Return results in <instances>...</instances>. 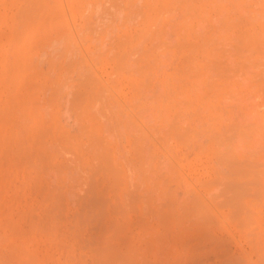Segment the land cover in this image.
<instances>
[{"label": "rangeland", "instance_id": "1", "mask_svg": "<svg viewBox=\"0 0 264 264\" xmlns=\"http://www.w3.org/2000/svg\"><path fill=\"white\" fill-rule=\"evenodd\" d=\"M181 1L182 3H179ZM209 1L0 0V264H107L106 256L110 255L108 253H111V257L118 259L117 262L120 260L124 264H264V188L261 189L258 186L260 190L256 189L257 192H253L259 184L264 187V168L260 167L263 175L261 171L258 172V175L261 174V176L256 175L260 182H257L256 177L251 178L257 182V185L253 180L252 184L249 182L251 180L248 182L243 180V185L249 188L247 192L251 190V193H245L249 195V197L245 196L246 199L250 198L249 202L244 199L247 202L246 205V202H243L245 212L244 209H241L243 206L236 208L238 205L237 201L235 205L234 200L237 199L229 185L231 182L226 185L227 181L233 177L231 175H234V166H227L231 162L229 160V163L226 164L227 160H223L222 155H218L221 157L219 159L220 157L212 154L217 151H211L213 146L210 149L207 147L211 140L214 143L213 136L223 134L219 132L225 131L224 135H226L232 129L233 134V130L237 127L235 122L242 124L243 121L242 127L244 124H248L245 123V119H249L251 112L247 118V112L244 111L246 108L242 109L241 106L243 100L245 102L249 100L245 107L250 105L254 110L258 104L256 110H264V46L262 45L264 38L258 37V35L262 37L258 31L264 30V10H261L264 7V0L263 2L261 0V5L256 4L254 0H242L241 2L240 0H238L239 2H236L237 0H227L229 2L222 0L225 5L220 2L221 0H215L216 3L214 0ZM211 2L215 4L211 5ZM217 2L222 3L225 7L218 6ZM235 2L237 4L245 3L243 4L244 9L242 10L240 5L239 9ZM184 3L186 6L183 5ZM190 5L194 6L197 11ZM252 5L255 9L261 8L259 10L262 11L263 16L260 15L262 21L257 16L260 11L256 13L254 9L256 16L253 14V10L250 11L252 13L247 11L252 8ZM262 5L263 7H261ZM217 6L221 7L220 12H225L226 18L229 20L222 18L225 16L224 13V16H219L216 19L219 14ZM198 8L201 9L198 10ZM204 8L206 9L204 14L207 11L209 15L206 19L201 16V19L200 15H203ZM222 8H226L224 9L226 11ZM228 8L236 13L231 14L232 11ZM194 12H200L199 17ZM249 13L252 15L247 19ZM189 15L191 17H188ZM147 16L150 18L147 19ZM209 16L210 18L213 16V19H209ZM243 16L245 17L243 18ZM233 17L238 21H234ZM253 17L256 19L253 20ZM257 17H259V21ZM231 19L232 22H230ZM204 20L205 22H203ZM148 21L151 23L150 27L147 24ZM253 21L256 27L253 24L252 28ZM192 22L194 23L192 24ZM259 22L262 23L259 24ZM227 24H230L231 28ZM196 30L198 31L196 32ZM206 30L208 33L203 36L205 38V35L207 37L209 35L211 38L213 35L211 38L213 41L210 39L211 43L206 40L207 38L204 41V38L201 37ZM243 31L244 35L241 34ZM221 32L222 34L219 35ZM262 33L264 36V31ZM245 35L248 36L247 39ZM235 37H238L237 41H235ZM240 37L242 41H239ZM229 38L234 40L233 43L228 41ZM214 39L218 43L221 42L219 48L217 47L218 43L214 47ZM223 40L226 42L224 43ZM169 42L173 45L174 50L171 48L172 51L170 48L167 51L165 47L164 43L168 45ZM212 43L213 46H211ZM250 43L252 44L251 48L249 47ZM253 44L254 48H252ZM231 45L233 47L243 46V48L238 49L237 47V55L234 56L236 48ZM255 45L256 47L262 46L263 50L259 51L260 47L255 48ZM248 47L250 51L242 52L238 58V52L241 53L243 49L248 50ZM181 48L184 49L181 50ZM207 48L209 50L213 48V50L208 53ZM252 49H258L259 57L254 54L255 50ZM151 51L156 55L150 54ZM246 53H250L251 57L256 55L255 57L259 60L251 58L250 55H248L250 59L247 58ZM206 60L208 62H204ZM195 61L202 63L199 64ZM142 62L144 65L147 63L149 65L144 66ZM150 63L154 65L151 66ZM220 67L225 69L220 70L222 69ZM202 68L209 74V78L206 73H203L204 70L201 71ZM191 70L192 72H190ZM195 73L198 75L196 76ZM218 79L219 81H217ZM239 79L242 82L240 84H238ZM190 82L194 84L189 87L187 85H190ZM196 82L199 83L200 90L196 86ZM257 84L258 86H256ZM260 84L261 87H259ZM184 85L187 87L184 88ZM192 86L196 90H194L195 88L191 89ZM95 87L97 89L94 91ZM227 88H230V91ZM232 89L234 92L231 91ZM90 90L91 92H89ZM177 92L184 94L181 96L184 100L179 97L181 103L177 99L180 107L177 106V101L175 104L176 109L180 108L182 109L180 113H184L183 120L180 114L182 122L178 119L179 110H176L177 118L174 116L176 112L170 110L171 105L173 110L175 102L173 100V103H170V96H176ZM241 93L243 97L240 96ZM159 95L164 100L162 103L168 102L165 104L170 105L168 110L175 112L173 115L175 119H172L174 118L173 113L166 111L167 109L165 110L164 107H162L164 111L161 110L160 106L164 103L158 104L160 103V101L157 102L160 100ZM190 97L193 101H190ZM174 99L176 100V98ZM183 101L184 107L182 106ZM186 101L187 103H185ZM249 102H253L254 105ZM157 104L158 108L154 109V105ZM251 108L249 111H252ZM158 109L164 114L167 113V118H170L167 119L165 114L163 121L162 113H158L159 111L153 113ZM256 110L252 112L255 117L257 116ZM261 111L255 122H258V119L264 120V111ZM254 112L256 114H253ZM155 113H158L157 116ZM208 116L211 120L213 119V122ZM220 118H224L223 121L221 120L222 123L218 120ZM172 120L175 121L177 127L181 125L184 128L178 127L177 133L174 129L176 126L173 127L175 123H171L174 122ZM184 120L187 123H184ZM250 120H254V118L250 116ZM225 121L234 123L233 127L229 128L232 123L230 125ZM255 122L249 121L250 127ZM213 124L216 128H212ZM240 124H237L238 129ZM189 125H191L190 130ZM218 127L220 130H217ZM252 128L254 129V127ZM174 131L177 134L174 135ZM204 131L208 132L204 133ZM231 132L228 133V137L233 136L231 137L233 139L237 134L234 136L231 135ZM219 135H216L215 139ZM224 135V139L228 138ZM257 141L254 142L256 145L253 143L252 146H259L256 149L260 150L262 154H258L259 152L257 153L250 145L252 149L248 145L244 147H246L245 149L248 147L251 153L242 146L243 149L238 147L237 152L233 154L236 156L238 153L237 158H232L236 161L235 165L241 164L244 167L247 164L250 166V163L253 165V162L260 165L261 160L258 158L261 155L262 158L264 157V143L260 142L262 145H258ZM220 142L218 141V144ZM198 144L200 145L198 146ZM235 147L237 146L235 145ZM214 149H216L215 146ZM238 150L242 154V151L245 150L244 154L240 156ZM252 153L259 155L257 156L258 160L253 161L252 158L256 156L253 154L254 157H252ZM216 158L218 159L216 160ZM145 160L147 161L145 162ZM238 160L239 162H237ZM256 161L260 162L256 163ZM263 163L261 162V165ZM156 166L157 168L161 167L157 169ZM153 167L154 169H152ZM218 168L223 171L220 169L218 171ZM220 172L226 175L229 173L228 176L231 177L227 178L230 180H226ZM151 176L153 177L151 178ZM234 181H237L238 185H242V182L239 183L240 180L234 179ZM252 185L254 186L253 191ZM225 187L227 188L225 189ZM232 195L235 196H233V200L231 199ZM192 196H196V198ZM252 197L253 200H251ZM227 199L233 201L234 205L230 201L228 204ZM198 202L202 203L199 205ZM200 206L205 210H201V208L198 210ZM235 211H240L241 214H236ZM253 234L254 236H252ZM254 242L255 244H253Z\"/></svg>", "mask_w": 264, "mask_h": 264}, {"label": "bare ground", "instance_id": "2", "mask_svg": "<svg viewBox=\"0 0 264 264\" xmlns=\"http://www.w3.org/2000/svg\"><path fill=\"white\" fill-rule=\"evenodd\" d=\"M54 1H55V0H54ZM79 1H80V0H79ZM85 1H86V0H85ZM89 1H90V0H89ZM183 1H184V0H183ZM208 1H209V0H208ZM217 1H218V0H217ZM226 1H227V0H226ZM229 1H230V0H229ZM229 1H227V2H229ZM233 1H235V0H233ZM233 1H232V2H233ZM241 1H242V0H240V2H241ZM245 1H248V0H245ZM252 1H253V0H252ZM254 1L256 2V4L258 3V5H261L262 2H263V0H262V2H261V0H260V1L258 0L259 2H258L257 0H254ZM59 2H60V1H59ZM119 2H120V1H119ZM119 2H118V3H119ZM129 2H130V1H129ZM209 2H210V1H209ZM214 2L216 3L215 0H214ZM214 2H213V3H214ZM220 2H222V0H221ZM227 2H226V4H227ZM236 2H239V1L237 0ZM236 2H235V3H236ZM20 3H22V2H20ZM50 3H51V2H50ZM60 3H62V2H60ZM80 3H81V2H80ZM102 3H103V2H102ZM104 3H105V2H104ZM106 3H107V2H106ZM112 3H113V2H112ZM114 3H115V2H114ZM179 3H182V1L179 2ZM206 3L209 5L208 2H206ZM211 3H212V2H211ZM213 3H212L211 5H213ZM215 3H214V4H215ZM217 3H218V2H217ZM222 3H224V2H222ZM222 3H218V6L221 5V6L223 7V6L225 5V3H224V5H223ZM251 3H252V2H251ZM47 4H48V3H47ZM51 4H52V3H51ZM92 4H93V3H92ZM119 4H120V3H119ZM126 4H127V2H126ZM192 4H193V3H192ZM232 4L234 5V2H233ZM236 4H237V3H236ZM241 4H242V3H240V4L238 3L237 5H238V6H239V5L242 6L241 9L243 10V9H244V5H243V4H245V3H243L242 5H241ZM263 4H264V3H263ZM24 5H25V4H24ZM28 5H30V4H28ZM33 5H34V4H33ZM41 5H42V3H41ZM58 5H59V4H58ZM83 5H84V4H83ZM105 5H106V4H105ZM183 5H185V3H184ZM227 5H228V4H227ZM230 5H231V4H230ZM35 6H36V5H35ZM44 6H46V5H44ZM56 6H57V5H56ZM81 6H82V5H81ZM91 6H93V5H91ZM113 6H114V5H113ZM178 6H180V5H178ZM185 6H186V5H185ZM185 6H183V7H185ZM190 6H191V5H190ZM215 6H216V5H215ZM218 6H217V8L219 9L218 12H219V14L221 13L222 15H219V14H218V16H216V19H217V17H219V16H220V17H221V16H224L223 13L225 14V16L222 17V18L225 19V18H226V13L223 12V11L220 12L221 7H218ZM228 6H229V5H228ZM235 6H236V5H235ZM240 6H239V9H240ZM24 7H25V6H24ZM33 7H34V6H33ZM58 7H59V6H58ZM122 7H123V6H122ZM191 7H192V6H191ZM196 7H197V6H196ZM224 7H225V6H224ZM231 7H232V6H231ZM231 7H230V8H231ZM236 7H237V6H236ZM245 7L247 8V5H246ZM257 7H258V6H257ZM261 7H263V5H262ZM29 8H30V7H29ZM34 8H36V7H34ZM71 8H72V7H71ZM139 8H140V7H139ZM149 8H150V7H148V9H149ZM154 8H155V7H154ZM192 8H194V6H193ZM207 8H208V7H207ZM211 8H212V7H211ZM248 8H249V6H248ZM252 8H253V9H252ZM252 8H250L251 10H250V9H247V11L250 12V11L253 10L252 12H253V14H254V13H255V11H254V9H255L254 5H252ZM259 8H260V7H259ZM259 8H256V9H255V10H256V13H258L257 11H260ZM47 9H48V8H47ZM77 9H78V8H77ZM115 9H116V7H115ZM115 9H114V10H115ZM142 9H143V8H142ZM180 9H181V8H180ZM182 9H183V8H182ZM194 9H195V8H194ZM199 9H201V8H198V10H199ZM213 9H214V7H213ZM224 9H226V8H224ZM224 9L222 8V10H224ZM228 9H229V8H228ZM260 9H261V8H260ZM26 10H27V9H26ZM62 10H63V9H62ZM150 10H151V8H150ZM150 10H149V11H150ZM177 10H178V9H177ZM187 10H188V9H187ZM190 10H192V9H190ZM190 10H189V11H190ZM195 10H196V9H195ZM195 10H194V11H195ZM204 10H206V9L204 8V9H203V12H202V11H201V12H202V14L205 15V16L200 15V18H201V16H202L203 19H206V18H207V15H209V14H208L207 11H205V14H204ZM207 10H209V9H207ZM216 10H217V9H216ZM229 10L232 11L231 9H229ZM261 10L263 11V10H264V7H263V9H261ZM33 11H34V10H33ZM81 11H82V10H81ZM96 11H97V10H96ZM196 11H197V10H196ZM224 11H226V10H224ZM262 11H260L261 14H260V12L257 14V16L260 17V19H261V17L264 15V14L262 15ZM97 12H98V11H97ZM104 12H105V11H104ZM116 12H117V11H116ZM140 12H141V11H140ZM147 12H148V11H147ZM154 12H155V11H154ZM157 12H158V11H157ZM162 12H163V11H162ZM206 12H207V14H206ZM209 12H210V11H209ZM216 12H217V11H216ZM218 12H217V13H218ZM245 12H246V10H245ZM248 12H246V13H248ZM252 12H250V13H252ZM28 13H29V12H28ZM30 13H31V12H30ZM34 13H35V12H34ZM65 13H67V12H65ZM150 13H151V12H150ZM179 13H180V12H179ZM181 13H182V12H181ZM189 13H191V12H189ZM194 13H195V12H194ZM196 13H197L198 15H197ZM196 13H195V15H196L197 17H199V13H200V12H199V13L196 12ZM232 13H236V12L233 10V11L231 12V14H232ZM239 13H240V12H239ZM250 13H249L247 19H249L250 16L252 15V14L250 15ZM69 14H70V13H69ZM75 14H76V13H75ZM118 14H119V13H118ZM130 14H131V13H130ZM139 14H140V13H139ZM158 14H159V13H158ZM158 14H157V15H158ZM165 14H166V13H165ZM182 14H183V13H182ZM229 14H230V13H229ZM81 15H82V14H81ZM89 15H90V13H89ZM116 15H117V14H116ZM141 15H142V14H141ZM148 15H149V14H148ZM152 15H153V14H152ZM152 15H151V16H152ZM157 15H156V16H157ZM161 15H162V13H161ZM186 15H188V14H186ZM190 15H192V14H190ZM190 15H189L188 17H191ZM195 15H194V16H195ZM213 15H214V14H213ZM239 15H240V14H239ZM239 15H238V16H239ZM254 15H255V14H254ZM254 15H253V16H254ZM260 15H262V16H260ZM35 16H36V15H35ZM91 16H92V15H91ZM93 16H94V15H93ZM110 16H111V15H110ZM113 16H114V15H113ZM117 16H118V15H117ZM121 16H122V15H121ZM143 16H144V15H143ZM156 16H155V17H156ZM162 16H163V15H162ZM177 16H178V14H177ZM180 16H181V15H180ZM182 16H183V15H182ZM214 16H215V15H214ZM227 16H228V14H227ZM234 16L237 17L236 15H234ZM255 16H256V15H255ZM40 17H41V16H40ZM75 17H76V16H75ZM82 17H83V16H82ZM115 17H116V16H115ZM119 17H120V16H119ZM164 17H165V16H164ZM184 17H185V16H184ZM197 17H195V18L197 19ZM211 17H212V18H210V16H209V19L212 20V19H213V16H211ZM240 17H241V16H240ZM244 17H245V16H243V18H244ZM259 17H257V19H258ZM31 18H32V17H31ZM70 18H71V17H70ZM90 18H91V17H90ZM93 18H94V17H93ZM93 18H92V19H93ZM116 18H117V17H116ZM120 18H121V17H120ZM148 18H150V17L147 16V19H148ZM192 18H193V17H192ZM202 18H201V19H202ZM230 18H232V17L230 16ZM238 18H239V17H237V19H238ZM251 18H252V17H251ZM33 19H35V18H33ZM66 19H67V17H66ZM92 19H91V20H92ZM132 19H133V17H132ZM152 19H153V18H152ZM152 19H150V20H152ZM172 19H174V18H172ZM177 19H178V18H177ZM179 19H180V18H179ZM179 19H178V20H179ZM182 19H184V18H182ZM182 19H181V20H182ZM190 19H191V18H190ZM201 19H200V20H201ZM209 19H208V20H209ZM219 19H220V18H219ZM226 19H228V18H226ZM237 19H235V20L238 21ZM255 19H256V18L253 17V20H255ZM263 19H264V18H263ZM36 20H37V19H36ZM50 20H51V19H50ZM67 20H68V19H67ZM109 20H110V19H109ZM135 20H137V19H135ZM144 20H145V19H144ZM159 20H160V19H159ZM170 20H171V19H170ZM174 20H176V19H174ZM181 20H180V21H181ZM186 20H187V19H186ZM200 20L198 21L199 23H200ZM228 20H229V19H228ZM233 20H234V17H233ZM235 20H234V21H235ZM239 20L241 21L240 18H239ZM23 21H24V20H23ZM61 21H62V20H61ZM142 21H143V20H142ZM154 21H155V20H154ZM154 21H153V22H154ZM209 21H210V20H209ZM244 21H245V19H244ZM247 21H248V20H247ZM258 21H259V19H258ZM258 21H255V22L258 23ZM261 21H262V19H261ZM54 22H55V21H54ZM64 22H65V21H64ZM67 22H68V21H67ZM87 22H88V21H87ZM115 22H116V21H115ZM124 22H125V21H124ZM130 22H131V21H130ZM134 22H135V21H134ZM150 22H152V21H150ZM158 22H159V21H158ZM176 22H177V21H176ZM185 22H186V21H185ZM185 22H184V23H185ZM187 22H188V21H187ZM201 22H202V21H201ZM203 22H205V20H204ZM216 22H217V21H216ZM230 22H232V19H231ZM230 22H229V23H230ZM242 22H243V21H242ZM249 22H250V21H249ZM251 22H252V21H251ZM47 23H48V22H47ZM51 23H52V22H51ZM181 23H182V21H181ZM193 23H194V22H192V24H193ZM208 23H209V22H208ZM208 23H205V24H208ZM220 23H222V22H220ZM223 23L225 24V21H224ZM227 23H228V22H227ZM236 23H237V22H236ZM236 23H235V25H236ZM257 23H256V24H257ZM260 23H262V22H259V24H260ZM263 23H264V21H263ZM62 24H63V23H62ZM67 24H68V23H67ZM110 24H111V23H110ZM115 24H116V23H115ZM147 24H149V27H150V24H151V23H149V21L147 22ZM173 24H174V23H173ZM179 24H180V23H179ZM210 24H211V23H210ZM253 24L255 25L254 21H253V23H252V28H253ZM259 24H258V26H259ZM30 25H31V24H30ZM123 25H124V24H123ZM145 25H146V24H145ZM161 25H162V24H161ZM168 25H169V24H168ZM182 25H184V24H182ZM185 25H186V23H185ZM199 25H200V24H199ZM199 25H198V26H199ZM212 25H213V24H212ZM227 25H228V27L231 28L230 24H227ZM235 25H234V26H235ZM245 25H246V22H245ZM249 25H250V24H249ZM262 25H263V24H262ZM75 26H77V25H75ZM125 26H127V25H125ZM142 26H143V25H142ZM147 26H148V25H147ZM158 26H159V24H158ZM169 26H170V25H169ZM188 26H190V25H188ZM204 26H205V25H204ZM237 26H238V25H237ZM260 26H261V25H260ZM34 27H35V26H34ZM36 27H37V26H36ZM70 27H71V26H70ZM107 27H108V26H107ZM116 27H117V26H116ZM123 27H124V26H123ZM159 27H160V26H159ZM167 27H168V26H167ZM171 27H172V26H171ZM180 27H181V26H180ZM180 27H179V28H180ZM182 27H183V26H182ZM201 27H202V26H201ZM217 27H218V26H217ZM224 27H225V25H224ZM240 27H241V26H240ZM247 27H248V26H247ZM255 27H256V25H255ZM255 27H254V28H255ZM263 27H264V25H263ZM40 28H41V27H40ZM68 28H69V27H68ZM130 28H131V27H130ZM142 28H143V27H142ZM146 28H147V27H146ZM175 28H176V27H175ZM177 28H178V27H177ZM179 28H178V29H179ZM204 28L207 29L206 27H204ZM222 28H223V27H222ZM37 29H38V28H37ZM77 29H78V28H77ZM101 29H102V28H101ZM112 29H113V28H112ZM140 29H141V28H140ZM173 29H174V28H173ZM195 29H196V28H195ZM208 29H209V26H208ZM214 29H215V27H214ZM216 29H217V28H216ZM226 29H227V28H225V30H226ZM232 29H233V27H232ZM235 29H236V27H235ZM258 29H259V28H258ZM70 30H71V29H70ZM117 30H118V29H117ZM142 30H143V29H142ZM147 30H148V29H147ZM157 30H158V27H157ZM161 30H162V29H161ZM176 30H177V29H176ZM193 30H194V29H193ZM199 30H200V29H199ZM247 30H248V29H247ZM254 30H255V29H254ZM18 31H19V30H18ZM75 31H76V30H75ZM78 31H79V30H78ZM103 31H104V30H103ZM108 31H109V30H108ZM114 31H115V30H114ZM154 31L157 32L156 29H154ZM179 31H180V30H179ZM184 31H185V30H184ZM197 31H198V30H196V32H197ZM209 31H210V30H209ZM220 31H221V30H220ZM231 31H233V30H231ZM240 31H242V30H240ZM261 31L263 32L264 30H261ZM40 32H41V31H40ZM81 32H82V31H81ZM124 32H125V31H124ZM155 32H154V33H155ZM172 32H173V31H172ZM186 32H188V31H186ZM212 32H214V31L212 30ZM212 32H211V33H212ZM222 32H223V31H222ZM222 32H221L219 35H221ZM226 32H228V31L226 30ZM235 32H237V31H235ZM247 32H248V31H247ZM249 32H251V31H249ZM262 32L258 31V33H259L262 37H260V36L257 34L258 37L261 38V39L264 38ZM101 33H102V32H101ZM105 33H106V32H105ZM113 33H114V32H113ZM130 33H131V32H130ZM142 33H143V32H142ZM146 33H147V32H146ZM207 33H208V31L206 30V32H204V33L202 34L201 37L204 38L203 35H204V34H207ZM228 33H229V32H228ZM232 33H233V32H232ZM239 33H240V32H239ZM242 33H243V34H242ZM64 34H66V33H64ZM132 34H133V33H132ZM149 34H150V33H149ZM174 34H175V33H174ZM185 34H186V33H185ZM187 34H188V33H187ZM187 34H186V35H187ZM190 34H191V33H190ZM213 34L215 35L216 32L213 33ZM217 34H218V30H217ZM225 34H226V33H225ZM233 34H234V33H233ZM233 34H232V35H233ZM241 34L244 35V31L241 32ZM241 34H240V35H241ZM139 35H140V34H139ZM145 35H146V34H145ZM176 35H177V34H176ZM193 35H194V34H193ZM198 35H199V34H198ZM219 35H217V36L219 37ZM229 35H230V33H229ZM255 35H256V34H255ZM17 36H18V35H17ZM167 36H168V35H167ZM180 36H181V34H180ZM199 36H200V35H199ZM212 36H213V35H212ZM212 36H211V38H213ZM234 36H235V35H234ZM152 37H153V36H152ZM183 37H184V36H183ZM208 37H209V35H208ZM208 37H207V35H205V38H207L206 40H209V42H210V39H211V38H210V37L208 38ZM227 37H228V36H227ZM245 37H246V39H247L248 36L245 35ZM250 37H251V34H250ZM167 38H168V37H167ZM192 38H193V37H192ZM205 38H204V41H205ZM221 38H222V37H221ZM225 38H226V37H225ZM232 38H233V37H232ZM232 38H231V39H232ZM236 38H238V37H235V41H237ZM254 38H255V37H254ZM256 38H257V37H256ZM137 39H138V38H137ZM162 39H163V38H162ZM168 39H169V38H168ZM196 39H197V38H196ZM231 39L229 38V40H228V39H227V40L230 41L231 43H233L232 41H234V40H231ZM233 39H234V38H233ZM240 39H241V40H239V39H238V40H239V41H242V38H241V37H240ZM249 39H251V38H249ZM252 39H253V37H252ZM176 40H177V39H176ZM193 40H194V39H193ZM211 40L213 41V39H211ZM218 40H219V39H218ZM244 40H245V39H244ZM257 40H259V39H257ZM257 40H256V42H257ZM150 41H151V40H150ZM150 41H149V42H150ZM160 41H161V40H160ZM169 41H170V40H169ZM202 41H203V39H202ZM212 41H211V42H212ZM214 41H215V42H213V43H214V47H215V45H216V43H218V41L216 42V39H214ZM221 41H222V40H221ZM223 41H224V40H223ZM245 41H246V40H245ZM263 41H264V39H263ZM211 42H210V43H211ZM225 42H226V40L224 41V43H225ZM250 42H252V40H250ZM138 43H139V42H138ZM174 43H175V42H174ZM177 43H178V40H177ZM182 43H184V42H182ZM205 43H206V42H205ZM213 43L211 44V46H213ZM220 43H221V42H220ZM220 43H218V46L216 45L218 48L220 47V46H219ZM224 43H223V44H224ZM231 43H229V44H231ZM235 43H236V42H235ZM248 43H249V42H248ZM146 44H147V43H146ZM156 44H157V43H156ZM164 44H165V47H166L167 51L169 50V48H170V50H171V48L173 47V45L170 44V42L168 43V45H172L171 47H170V46L167 47V46H168L167 43H164ZM189 44H191V43H189ZM193 44H194V43H193ZM208 44H209V43H208ZM208 44H207V45H208ZM161 45H162V44H161ZM178 45H179V44H178ZM183 45H184V44H183ZM186 45H187V43H186ZM201 45H202V44H201ZM201 45H200V46H201ZM224 45H225V44H224ZM224 45H223V46H224ZM232 45H233V44H232ZM232 45H231V47L234 46V45H233V46H232ZM251 45H252V44L250 43V45H249L250 48H251ZM256 45H257V43H256ZM256 45H255V48L260 47V48H259V51H260V50H263V47H262V46H257V47H256ZM262 45L264 46V43H263ZM140 46H141V44H140ZM148 46H149V45H148ZM187 46H188V45H187ZM193 46H194V45H193ZM246 46H247V45H246ZM150 47H151V46H150ZM162 47H163V46H162ZM174 47H176V46H174ZM207 47H208V46H207ZM209 47H210V45H209ZM209 47H208V48H209ZM237 47H238V49L243 48V46H242V47H241V46H237ZM237 47H236V46L233 47V48H236V50H234V51H235V53H234L235 55H234V56L237 55V51H238ZM239 47H240V48H239ZM249 47H248V48H249ZM143 48H146V47H143ZM148 48H149V47H148ZM177 48L179 49V47H177ZM185 48H188V47H185ZM204 48H205V46H204ZM208 48L206 49V51H208V53H210V52L213 50V48H212V50H209ZM226 48H227V47H226ZM229 48H230V47H228L227 49H229ZM245 48L247 49V47H245ZM250 48H249L248 50H244V49H243V50L241 51V53L238 52V56H237V57L239 58V57H240L239 55H241L242 52L244 53L245 51H246V52H247V51H250ZM252 48H254V44H253V47H252ZM150 49H152V48H150ZM178 49H177V50H178ZM183 49H184V48H183ZM183 49L181 48V50H183ZM191 49H193V48H191ZM194 49H195V48H194ZM197 49H198V48H197ZM215 49H217V48H215ZM220 49H221V48H220ZM220 49H219V50H220ZM144 50H145V49H144ZM172 50H174V49L172 48ZM172 50H171V51H172ZM204 50H205V49H204ZM204 50H203V51H204ZM219 50H218V51H219ZM224 50H225V49H224ZM224 50H223V51H224ZM252 50L254 51L255 49H252ZM252 50H251V51H252ZM257 50H258V49H257ZM257 50L254 51V52H255L254 54H257V57H259L258 54H260V52L257 51ZM175 51H176V50H175ZM179 51H180V50H179ZM188 51H189V50H188ZM191 51H192V50H191ZM191 51H190V52H191ZM195 51H196V50H195ZM200 51H201V50H200ZM200 51H199V52H200ZM220 51H221V50H220ZM223 51H222V52H223ZM263 51H264V50H263ZM263 51H262V52H263ZM147 52H150V51L147 50ZM152 53H154V52L151 51L150 54H152ZM168 53H169V52H168ZM183 53H184V52H183ZM193 53H194V52H193ZM200 53H201V52H200ZM215 53H216V52H215ZM250 53H252V52H250ZM250 53H249V54L246 53L247 58H249L248 55H250ZM150 54H149V56H150ZM154 54H155V53H154ZM173 54H174V53H173ZM176 54H177V53H176ZM184 54L186 55V53H184ZM188 54H189V53H188ZM201 54H203V53H201ZM217 54H218V53H217ZM147 55H148V54H147ZM155 55H156V54H155ZM205 55H206V57H207V54H206V53H205ZM168 56H169V55H168ZM183 56H184V55H183ZM208 56H209V55H208ZM234 56H232V57H234ZM246 56H244V57L246 58ZM255 56H256V55H255ZM255 56H254V57H251V55H250L251 58H253V59H255V58L258 59V58L255 57ZM147 57H148V56H147ZM153 57H154V56H153ZM184 57H185V56H184ZM184 57H183V60H184ZM194 57H195V56H194ZM242 57H243V56H242ZM262 57H263V56H262ZM149 58H150V57H149ZM161 58H162V57H161ZM165 58H166V57H165ZM185 58H187V57H185ZM209 58H210V57H209ZM211 58H212V57H211ZM263 58H264V57H263ZM156 59H157V58H156ZM158 59H159V58H158ZM212 59H213V58H212ZM227 59H228V58H227ZM249 59H250V58H249ZM159 60H160V59H159ZM166 60H167V59H166ZM198 60H199V59H198ZM234 60H235V59H234ZM238 60H239V59H238ZM251 60H252V59H251ZM258 60H259V59H258ZM260 60H261V59H260ZM157 61H158V60H157ZM163 61H164V60H163ZM169 61H170V60H169ZM175 61H176V60H175ZM196 61H197V60H196ZM196 61H195V62H196ZM201 61H202V59H201ZM211 61H212V60H211ZM220 61H221V60H220ZM224 61H225V60H224ZM235 61H236V60H235ZM138 62H139V61H138ZM145 62H146V61H145ZM153 62H154V61H153ZM195 62H194V64H195ZM204 62H208V61L206 60V61H204ZM253 62H254V60H253ZM256 62H257V61H256ZM258 62H260V61H258ZM261 62H262V61H261ZM142 63H143V65H144V62H142ZM161 63H162V62H161ZM181 63H183V62L181 61ZM185 63H186V60H185ZM192 63H193V61H192ZM196 63H199V62H196ZM201 63H202V62H201ZM201 63H199V64H201ZM213 63H214V62H213ZM224 63H226V62H224ZM235 63H236V62H235ZM147 64L149 65V63H147ZM147 64H145L144 66H146ZM150 64H151V66L154 65V64L152 65V63H150ZM204 64H205V63H204ZM208 64H210V63H208ZM208 64H207V65H208ZM214 64H215V63H214ZM221 64H222V63H221ZM236 64H237V63H236ZM236 64H235V65H236ZM240 64H241V63H240ZM240 64H239V66H240ZM262 64H263V63H262ZM157 65H158V64H157ZM175 65L177 66V63H176ZM182 65H183V64H182ZM187 65H188V61H187ZM192 65H193V64H192ZM195 65H196V64H195ZM197 65H198V64H197ZM216 65H217V64H216ZM223 65H224V64H223ZM244 65H245V64H244ZM141 66H142V64H141ZM160 66H161V65H160ZM163 66H164V65H163ZM180 66H181V65H180ZM208 66H209V65H208ZM208 66H207V67H208ZM212 66H213V65H212ZM224 66H225V65H224ZM142 67H143V66H142ZM200 67H201V66H200ZM222 67H223V66H222ZM222 67H220V68H222ZM149 68H150V67H149ZM155 68H156V67H155ZM196 68H197V66H196ZM216 68H217V67H216ZM159 69H160V68H159ZM175 69H177V68H175ZM178 69H179V68H178ZM206 69H207V68H206ZM209 69H210V67H209ZM223 69H225V68H222V69H220V70H223ZM247 69H248V68H247ZM247 69H246V70H247ZM181 70H183V69H181ZM203 70H204V69L202 68L201 71H203ZM218 70H219V68H218ZM248 70H249V69H248ZM177 72H178V71H177ZM190 72H192V70H191ZM215 72H218V71H215ZM222 72H223V71H222ZM245 72H246V71H245ZM247 72H248V71H247ZM158 73H159V72H158ZM161 73H163V72H161ZM166 73H167V72H166ZM171 73H172V72H171ZM198 73H199V72H198ZM203 73L205 74L206 71L204 70ZM257 73H258V72H257ZM261 73H262V72H261ZM195 74H196V73H195ZM195 74H194V75H195ZM206 74H207V77L209 78V74H208V73H206ZM214 74H215V73H214ZM236 74H237V73H236ZM251 74H252V73H251ZM145 75H146V74H145ZM159 75H160V74H159ZM169 75H170V74H169ZM185 75H186V74H185ZM197 75H198V74H196V76H197ZM242 75H243V74H242ZM260 75H261V74H260ZM162 76H163V75H162ZM164 76H165V75H164ZM171 76H172V75H171ZM191 76H192V75H191ZM196 76H195V77H196ZM203 76H204V75H203ZM205 76H206V75H205ZM236 76H237V75H236ZM153 77H154V76H153ZM167 77H168V76H167ZM223 77H224V76H223ZM225 77H226V76H225ZM247 77H248V76H247ZM148 78H149V77H148ZM168 78H169V77H168ZM171 78H172V77H171ZM179 78H180V77H179ZM179 78H178V79H179ZM184 78H185V76H184ZM204 78H206V77H204ZM220 78H221V77H220ZM228 78H229V77H228ZM250 78H251V77H250ZM143 79H144V78H143ZM166 79H167V78H166ZM172 79H173V78H172ZM175 79H176V78H175ZM206 79H207V78H206ZM206 79H204V80H206ZM211 79H212V78H211ZM222 79H223V78H222ZM245 79H246V78H245ZM148 80H149V79H148ZM161 80H162V79H161ZM175 81H176V80H175ZM189 81H192V80L189 79ZM217 81H219V79H218ZM217 81L215 82L216 85H217ZM253 81H254V80H253ZM148 82H149V81H148ZM153 82H154V81H153ZM158 82H159V81H158ZM179 82H180V81H179ZM208 82H210V81H208ZM220 82H221V80H220ZM222 82H224V80H222ZM240 82H241V81H240V79H239L238 84H240ZM246 82H247V81H246ZM248 82H250V81H248ZM161 83H162V82H161ZM184 83H185V82H184ZM190 83H191V82H190ZM232 83H233V81H232ZM235 83H237V82H235ZM241 83H242V82H241ZM243 83H244V82H243ZM251 83H252V82H251ZM256 83H257V81H256ZM258 83H259V82H258ZM175 84H176V83H175ZM177 84H178V83H177ZM187 84H188V83H187ZM193 84H194V83H191L190 85H187V86L190 87V86L193 85ZM196 84H197V82H196ZM196 84H195V85H196ZM198 84H199V83H198ZM198 84H197L196 86H198V87H199V90H200V86H199ZM212 84H213V83H212ZM224 84H225V83H224ZM238 84H236V85H238ZM157 85H159V84H157ZM162 85H163V84H162ZM178 85L180 86V84H178ZM195 85H194V86H195ZM229 85H230V84H229ZM236 85H235V86H236ZM241 85H242V84H241ZM241 85H239V86H241ZM248 85H249V83H248ZM252 85H253V84H252ZM147 86H148V85H147ZM151 86H152V85H151ZM155 86H156V85H155ZM176 86H177V85H176ZM187 86L184 85V88L187 87ZM219 86H220V85H219ZM223 86H224V85H223ZM223 86H222V88L225 87V86H224V87H223ZM226 86H227V85H226ZM243 86H244V85H243ZM246 86H247V83H246ZM250 86H251V84H250ZM250 86H249V87H250ZM256 86H258V84H257ZM85 87H86V86H85ZM177 87H178V86H177ZM198 87H197V89H198ZM214 87H215V85H214ZM229 87H230V86H229ZM247 87H248V86H247ZM251 87H252V86H251ZM254 87H255V83H254ZM254 87H252V88H254ZM259 87H261V84H260ZM145 88H146V87H145ZM162 88H163V87H162ZM173 88H174V87H173ZM173 88H172V89H173ZM194 88H195V87H194ZM194 88H193V86H192L191 89H194ZM212 88H213V87H212ZM235 88H236V87H235ZM237 88H238V87H237ZM240 88H241V87H240ZM243 88H246V87H243ZM252 88H251V89H252ZM95 89H97V88L95 87V88H94V91H95ZM141 89H143V88H141ZM141 89H140V90H141ZM167 89H168V88H167ZM167 89H166V90H167ZM174 89H175V88H174ZM174 89H173V91H174ZM201 89H202V88H201ZM227 89L229 90L230 88H227ZM233 89H234V88H233ZM233 89H232L231 91H233ZM258 89H260V88H258ZM140 90H139V91H140ZM166 90H165V91H166ZM177 90H178V88H177ZM177 90H176V91H177ZM194 90H196V88H195ZM194 90H192V91H194ZM211 90L213 91L214 89H211ZM225 90H226V88H225ZM228 90H227V91H228ZM240 90H242V89H240ZM246 90H247V89H246ZM246 90H245V91H246ZM256 90H257V89H256ZM97 91H98V90H97ZM99 91H100V89H99ZM142 91H144V89H143ZM163 91H164V90H163ZM170 91H171V90H170ZM173 91H172V92H173ZM179 91H181V90H179ZM229 91H230V90H229ZM236 91H237V89H236ZM247 91H248V90H247ZM260 91H261V90H260ZM89 92H91V90H90ZM172 92H171V94H172ZM174 92H175V91H174ZM196 92H197V91H196ZM196 92H195V94H196ZM215 92L217 93V91H215ZM215 92H214V93H215ZM218 92H219V91H218ZM224 92H225V91H224ZM233 92H234V91H233ZM237 92H238V91H237ZM165 93H166V92H165ZM177 93H178V92H177ZM191 93H193V92H191ZM197 93H198V92H197ZM199 93H202V92H199ZM205 93H206V92H205ZM221 93H222V92H221ZM228 93H229V92H228ZM231 93H232V92H231ZM98 94H99V93H98ZM140 94H141V92H140ZM150 94H151V93H150ZM180 94H182V95H180ZM206 94H207V93H206ZM206 94H204V95H206ZM219 94H220V93H219ZM219 94H218V96H219ZM236 94H237V93H236ZM175 95H176V96H174V95L170 96L169 93H168V96L171 97L170 100L172 101V102L170 101V103L172 104V103H173V100L175 101V102H174V106H173V110H172V105H171V106H170V105H168V106L166 105V104H168V102H167V103H166V102H163L164 104L162 103V101H164V100H163V98H161L160 95L158 96V97H160V100H157V99H156V100H157V102L160 101V103H158V104H160V105L163 104L162 106L159 105L160 108H161V110L164 111V108H165V110L167 109L166 111H168V112H170V113H173V112H171V111H175L176 114H175V112H174V113L172 114V116L175 114L174 116H175L176 118H177V113H178L177 111L179 110V114H178L179 116H178V119H180V114H181V119H182V116H183V114H184V113H183V114L180 113V112H182V109H180V108H179V109H176V108H177V106L180 107V106H179V104L181 103L180 98L183 99V97H181V96H183L184 94L181 93V92H179L178 94L175 93ZM185 95H186V97H187V94H185ZM188 95H189V94H188ZM191 95H192V94H191ZM202 95H203V94H202ZM220 95H221V94H220ZM241 95H242V96H241ZM244 95H245V94H244ZM246 95H247V94H246ZM249 95H250V94H249ZM162 96H163V94H162ZM173 96H174V98H176V100H175L174 98L172 99ZM177 96H178V97H177ZM194 96H195V95H194ZM214 96L216 97L217 95H214ZM223 96H224V95H223ZM240 96L243 97V94L241 93ZM164 97H166V96L164 95ZM170 97H169V98H170ZM179 97H180V98H179ZM191 97H193V96H191ZM191 97H190V101H193V100L191 99ZM206 97H207V96H206ZM229 97H230V96H229ZM238 97H239V96H238ZM259 97H260V96H259ZM184 98H185V96H184ZM199 98H200V96H199ZM202 98H203V97H202ZM211 98H212V97H211ZM227 98H228V97H227ZM227 98H226V99H227ZM244 98H245V97H244ZM244 98H240V99H244ZM246 98L248 99V97H246ZM251 98H252V97H251ZM158 99H159V98H158ZM161 99H162V100H161ZM177 99L180 100V103L178 102L179 100H177ZM186 99H187V98H186ZM186 99H185V100H186ZM207 99H208V98H207ZM260 99H261V98H260ZM110 100H111V99H110ZM183 100H184V99H183ZM187 100H188V99H187ZM209 100H210V99H209ZM220 100H221V99H220ZM252 100H253V99H252ZM254 100H255V99H254ZM176 101H177L178 103H177ZM188 101H189V100H188ZM194 101H195V99H194ZM198 101H199V100H198ZM204 101H205V100H204ZM240 101H242V100H240ZM243 101H244V102H243ZM243 101H242L243 103H241V104H242L241 106H242V109H244V108L247 109V111H246V109H244L245 113L247 112V118H248V114H249L250 112H251V115H250V116H252V117L254 118V120H250V116H249V119H248V120L251 121V122H253V121L255 122V120L257 119L256 117L258 116V114H259L260 111H261V110H260V111H259V110H256V108L258 107V106H257L258 104L256 105V108L254 109V110H256L255 112H256L257 114H256L255 112L253 113V114H256V115H257V116L255 117V115H252V112L254 111L253 108H251L250 105H249V106L247 105L248 108L245 107L246 104H248V101H249V100L246 101V102H245V100H243ZM110 102H111V101H110ZM112 102H113V101H112ZM154 102H155V100H154ZM207 102H209V101H207ZM207 102H206V106H207ZM219 102H220V101H219ZM253 102H255V101H253ZM253 102H251V103L253 104ZM165 103H166V104H165ZM170 103H169V104H170ZM176 103H177V106H175ZM185 103H187V101H186ZM191 103H193V102H191ZM202 103H203V101H202ZM210 103H211V102H210ZM210 103H209V104H210ZM212 103H213V102H212ZM249 103H250V102H249ZM251 103H250V104H251ZM258 103H259V102H258ZM104 104H105V103H104ZM106 104H107V103H106ZM109 104H110V103H109ZM138 104H140V103H138ZM158 104H157L156 106L154 105V107H155L154 109H156V107L158 108ZM182 104H183L182 106L184 107V101L182 102ZM188 104H190V103L188 102ZM188 104H186V105L189 107ZM216 104H217V103H216ZM220 104H221V103H220ZM243 104H244V105H243ZM111 105H112V104H111ZM165 105H166V106H165ZM224 105H225V104H224ZM235 105H236V104H235ZM238 105H239V104H238ZM253 105H254V104H253ZM261 105H262V104H261ZM141 106H142V105H141ZM150 106H152V105H150ZM169 106H170L171 108H170ZM187 106H185V108H186ZM199 106H200V105H199ZM201 106H202V104H201ZM217 106H218V105H217ZM241 106H239V107H241ZM144 107H145V106H144ZM162 107H164V108H162ZM167 107H168V108H167ZM191 107H192V105H191ZM191 107H190V108H191ZM193 107H194V105H193ZM208 107H209V106H208ZM208 107H207V108H208ZM215 107H216V106H215ZM221 107L227 108V107H225V106H221ZM243 107H244V108H243ZM149 108H151V107H149ZM169 108H170L171 111L168 110ZM174 108H175V110H174ZM181 108H182V107H181ZM197 108H198V107H197ZM209 108H210V107H209ZM209 108H208V110H209ZM250 108L252 109V111H249ZM151 109H152V108H151ZM186 109H187V108H186ZM202 109H203V108H202ZM235 109H236V108H235ZM237 109H238V108H237ZM141 110H142V109H141ZM176 110H177V111H176ZM187 110H188V109H187ZM205 110H206V109H205ZM228 110H229V109H228ZM228 110H227V111H228ZM232 110H234V109H232ZM149 111H150V110H149ZM151 111H153V110H151ZM158 111H159V112H158ZM166 111H165V112H166ZM213 111H214V110H213ZM216 111H217V110H216ZM218 111H219V110H218ZM248 111H249V112H248ZM258 111H259V113H258ZM263 111H264V110H263ZM263 111H261V112H263ZM154 112H158V113H160V114L162 113V111L160 112L159 109H158V110H154L153 113H154ZM186 112H189V111H186ZM195 112H196V111H195ZM198 112H199V111H198ZM211 112H212V111H211ZM231 112L233 113V111H231ZM231 112H230V113H231ZM145 113H146V112H145ZM158 113H157V114H158ZM200 113H201V112H200ZM212 113H213V112H212ZM217 113H218V112H217ZM220 113H221V112H220ZM226 113H227V112H226ZM230 113H229V115H230ZM232 113H231V115H232ZM236 113H237V112H236ZM242 113H244V112L242 111ZM245 113H244V115H245ZM140 114H141V113H140ZM155 114H156V113H155ZM155 114H154V115H155ZM157 114H156L155 116H157ZM165 114H166V115H165ZM165 114H164V112L161 114V115H163V116H162V120H163V121H164V119H165V118L163 119V117L166 116V118H167V116H168L167 113H165ZM202 114H203V113H202ZM260 114H261V113H260ZM260 114H259V115H260ZM164 115H165V116H164ZM192 115H193V114H192ZM192 115H191V116H192ZM217 115H218V114H217ZM226 115H228V113H227ZM231 115H230V116H231ZM235 115H236V114H235ZM146 116H147V114H146ZM158 116H159V115H158ZM169 116H170V115H169ZM174 116H173V117H174ZM186 116H187V115H186ZM193 116H194V115H193ZM233 116H234V115H233ZM263 116H264V115H263ZM142 117H143V116H142ZM148 117H149V116H148ZM148 117H147V118H148ZM159 117H161V116H159ZM175 117L172 118V119H175ZM184 117H185V116H184ZM202 117H203V116H202ZM204 117H205V116H204ZM208 117H209V119H210V116H208ZM224 117H225V116H224ZM241 117H242V116H241ZM259 117H260V116H259ZM149 118H150V117H149ZM169 118H170V117H169ZM169 118H167V119H169ZM193 118H194V117H193ZM211 118H212V115H211ZM261 118H263V117H261ZM167 119H166V121H167ZM181 119H180V122H182V120H183V119H182V120H181ZM185 119H186V118H185ZM187 119L190 120V118H187ZM201 119H202V118H201ZM223 119H224V118H222V119L220 118V119H218V120H220V121L222 120V121H223ZM235 119H236V118H235ZM251 119H252V118H251ZM263 119H264V118H263ZM155 120H157V119H155ZM160 120H161V119H160ZM160 120H159V121H160ZM196 120H197V119H196ZM207 120H208V118H207ZM212 120H213V119H212ZM212 120L210 119V121H212ZM214 120H215V119H214ZM229 120H230V119H229ZM233 120H234V119H233ZM233 120H232V121H233ZM241 120H242V119H241ZM243 120H244V119H243ZM248 120L245 119V121H246L245 123H248L247 125L244 124V127H246V128L242 127V126H243V121H242V124H240V122H239V123H238V122H235V126H237V127H236V128L234 127V128L238 131V132H237V131L233 128V129L236 131V133H235V131L233 130V132H234L235 134H234V133L232 134V132H231L232 129L229 130V131L231 132V135H234V136H235L236 134L238 135V136L236 135V137H235V138H237V139H235V138L231 139V137H233V136H231V135H230L231 137H228V135H229L228 133H230V132L226 129V131H228V133H227L226 135H224V132H225V131H224V132H219V133H223V134H220V135L214 133V134H216V135H219V136H217V137H218V138L220 137L221 139L219 140L218 138H216V139H218V140L216 141V139H215V136H216V135H215V136H213V137H214V140H215V141H214L215 144L213 143V140H211V143H210L211 146L209 147L210 144L207 146L209 149L213 146V148H211V151H213V152L216 151V150H217V151H216V153L214 152V153H212V154H215L217 157H218V155H222V156H223V160H227V163H226V164H228L229 162H231V163H229L227 166H234V168H235V169L233 170V171H234V175H231V176H233V177L228 176L229 173L226 175V174H223V172H220V174L222 173V174L224 175V177H225L226 180L228 179L227 177H229V178L231 177V178H230L231 180L228 179V180H230V181H227V183H226V180H225V183H226V185H227L228 182H231L229 185H230L231 190H232V192L234 193V195L236 196V199H237V200H234V201H235V205H236V201H237V205H238V207L236 206V208H240V207H242V206H243V202L245 201L244 199H246L245 196H248V197H249V195H246V194H247V193H248V194L251 193V190H250V192H247V190H248L249 188H248V186L243 185V183H244L243 180H246V182H248V180H251V178L256 177V179H257L258 176H261L260 173H259L260 175H258V172H260V171L262 172L261 169L264 168V165H263V164H264V163H263V162H264V161H263V160H264V157L262 158V157H261L262 155L259 156L258 154H260L261 152H260V150L258 151V150L256 149V148H259V146H257V147H256V146H252L253 143H254V142L256 143L257 140H258V141H257V144H258V145H262V143H264V139H263V138H264V122H263L264 120L260 121L261 119H260V120L258 119V122H259V121L261 122V123H260V122L258 123L257 121L255 122V124L258 123V124H257L258 126L255 125V124L253 123L256 127H255L254 125L250 127V125H249V121H248ZM141 121H142V120H141ZM146 121H148V120H146ZM168 121H169V120H168ZM172 121H174V120H172ZM176 121H177V120H176ZM193 121H194V120H193ZM193 121H192V123H194ZM201 121H202V120H201ZM215 121H216V120H215ZM220 121H218V122L220 123ZM222 121H221V123H222ZM239 121H240V120H239ZM177 122H178V121H177ZM197 122H198V121H197ZM203 122H204V120H203ZM207 122H208V121H207ZM212 122H213V121H212ZM225 122H226V121H225ZM149 123H150V122H149ZM153 123H154V121H153ZM160 123H163V122H160ZM164 123H165V122H164ZM168 123H169V122H168ZM171 123H175V121H174V122H171ZM184 123H187V122L184 120ZM188 123H190V121H188ZM214 123L216 124V122H214ZM223 123H224V122H223ZM226 123H228V122H226ZM231 123H232V122H231ZM231 123H228V124L231 125ZM195 124H196V122H195ZM206 124H207V123H206ZM215 124H213L212 128H216ZM224 124H225V123H224ZM228 124H227V125H228ZM233 124H234V123H232V125H231L229 128H232V127H233ZM237 124H240L241 126H240V125H239V126H240L242 129H241L240 127H239V129H238V125H237ZM163 125H164V124H163ZM168 125H169V124H168ZM171 125H172V124H171ZM174 125L176 126V128H174L175 131H176V129H177L178 127H181V125H179V126L177 127V124H176V123L173 124V127H174ZM182 125H183V124H182ZM187 125H188V124H187ZM193 125H194V124H193ZM193 125H192V126H193ZM198 125H199V124H198ZM201 125H202V124H201ZM204 125H205V123H204ZM211 125H212V123H211ZM211 125H210V126H211ZM216 125H217V124H216ZM245 125H246V126H245ZM190 126H191V125H189V130H190V128H191ZM194 126H195V125H194ZM194 126H193V127H194ZM196 126H197V125H196ZM199 126H200V125H199ZM202 126H203V125H202ZM214 126H215V127H214ZM218 126H219V124H218ZM247 126L250 127V130H248V127H247ZM163 127H164V126H163ZM208 127H209V125H208ZM226 127H227V126H226ZM252 127H254V129H253ZM161 128H162V127H161ZM181 128H184V126L181 127ZM203 128H204V127H203ZM209 128H210V127H209ZM209 128H208V129H209ZM143 129H144V128H143ZM174 129H173V130H174ZM195 129H196V128H195ZM197 129H199V128H197ZM201 129H202V128H201ZM210 129H211V128H210ZM193 130H194V129H193ZM193 130H192V131H193ZM204 130H205V129H204ZM206 130H207V127H206ZM211 130H212V129H211ZM217 130H220V128L218 127ZM87 131H88V130H87ZM141 131H142V130H141ZM143 131H144V130H143ZM175 131H174V132H175ZM180 131H181V130H180ZM202 131H203V130H202ZM202 131H200V132L202 133ZM221 131H222V130H221ZM144 132H146V130H145ZM154 132H155V131H154ZM162 132H163V131H162ZM174 132H173L174 135L178 133L177 131H176L177 133H176V132L174 133ZM194 132H195V131H194ZM196 132H197V131H196ZM205 132H208V131H204V133H205ZM215 132H217V131L215 130ZM86 133H87V132H86ZM197 133H199V132H197ZM204 133H203V134H204ZM217 133H218V132H217ZM225 133H226V132H225ZM146 134H147V133H146ZM155 134H156V133H155ZM190 134L192 135V132H191ZM193 134H194V133H193ZM195 134H196V133H195ZM195 134H194V135H195ZM207 134H208V133H207ZM141 135H142V134H141ZM201 135H202V134H201ZM212 135H213V134H212ZM223 135H224V137L226 136V137H228V138H225V139H224V138H223ZM258 135H259V136H258ZM142 136L145 137L144 135H142ZM196 136H197V135H196ZM208 136H209V135H208ZM210 136H211V135H210ZM139 137H140V136H139ZM171 137H172V136H171ZM190 137H192V136H190ZM193 137H194V136H193ZM213 137H212V138H213ZM255 137H256V138H255ZM80 138H81V137H80ZM140 138H141V137H140ZM194 138H195V137H194ZM194 138H192V139H194ZM141 139H142V138H141ZM169 139H170V138H169ZM206 139H207V138H206ZM222 139H224V140H222ZM255 139H256V140H255ZM76 140H77V139H76ZM170 140H171V139H170ZM175 140H176V138H175ZM178 140H179V139H178ZM189 140H190V139H189ZM198 140H199V139H198ZM235 140H237V141H236L237 143L235 142ZM261 140H262V141H261ZM141 141H142V140H141ZM218 141H219V142H220V141L222 142V143L220 142V143L222 144V147H221V144H220V143L218 144ZM144 142H145V141H144ZM153 142H154V141H153ZM258 142H259V143L262 142V143L259 144ZM91 143H92V142H91ZM154 143H156V142H154ZM154 143H153V144H154ZM162 143H163V142H162ZM170 143H171V142H170ZM186 143H188V142H186ZM194 143H195V142H194ZM208 143H209V142H208ZM212 143H213V145H212ZM223 143H224V144H223ZM255 143H254V145H256ZM95 144H96V143H95ZM141 144H142V143H141ZM156 144H157V143H156ZM142 145L144 146V144H142ZM175 145H176V143H175ZM180 145H181V143H180ZM199 145H200V144H198V146H199ZM203 145H204V144H203ZM203 145H202V146H203ZM235 145H236L237 147H235ZM247 145H248V146L250 145V146L254 147L253 149H254L257 153L259 152L258 154L252 153V154H251L252 157H254L253 154H255V156H256V157H255L256 159H255V158H252V159H253V161H254V160H258V159L261 160V162L263 163V164H262L263 166L261 165V162H260V161H258V162H260V163H259V164H260L259 166L256 165V164H254V162L252 163L253 165H251V163H250V166L247 164V166L245 165L244 167H243L241 164H239L238 166H237V164H236V165L234 164V163H236V161L233 160L232 158H234V159L237 158V154H238V153L236 154V156L233 155V154H235V152H237L236 149H238V147L242 148V147L247 146ZM98 146H99V145H98ZM164 146H165V144H164ZM176 146H177V145H176ZM176 146H175V147H176ZM196 146H197V145H196ZM204 146H206V145H204ZM214 146H215L216 149H214ZM230 146H231V147H230ZM241 146H242V147H241ZM250 146H249V147H250ZM96 147H97V146H96ZM100 147H101V146H100ZM166 147H167V146H166ZM169 147H170V146H169ZM223 147H225V148H223ZM226 147H230V148L227 149ZM233 147H235V148H233ZM263 147H264V146H263ZM263 147H262V148H263ZM92 148H93V147H92ZM105 148H106V147H105ZM153 148H154V147H153ZM200 148H201V146H200ZM204 148H205V147H204ZM245 148H246V147H244V149H245ZM250 148H251V147H250ZM170 149H171V147H170ZM233 149H234L235 151H234ZM242 149H243V148H242ZM251 149H252V148H251ZM260 149H261V148H260ZM263 149H264V148H263ZM151 150H153V149H151ZM239 150H241V149H239ZM239 150H238V152H239V155H240V156L244 154V151H245V150H248V151L250 152V149H249L248 147H247V149H245L244 151H242L243 154H242L241 151H239ZM254 150H253V151H254ZM100 151H101V150H100ZM145 151H146V150H145ZM148 151H149V150H148ZM154 151H155V149H154ZM201 151H202V150H201ZM248 151H247V152H248ZM251 151H252V150H251ZM255 151H254V152H255ZM261 151H262V150H261ZM263 151H264V150H263ZM104 152H105V151H104ZM218 152H220V153L218 154ZM147 153H148V152H147ZM176 153H177V151H176ZM250 153H251V152H250ZM171 154H172V152H171ZM204 154H205V153H204ZM261 154H262V153H261ZM143 155H144V154H143ZM145 155H146V154H145ZM158 155H159V154H158ZM177 155H178V154H177ZM193 155H194V154H193ZM202 155H203V154H202ZM239 155H238V156H239ZM245 155H246V154H245ZM245 155H244V157H245ZM263 155H264V152H263ZM162 156H163V154H162ZM178 156H179V155H178ZM198 156H200V155H198ZM248 156H249V155H248ZM257 156H259L258 159H257ZM148 157H149V155H148ZM153 157H154V155H153ZM211 157H212V156H211ZM214 157H215V156H214ZM219 157H220V156H219ZM219 157H218V158H219ZM260 157H261V158H260ZM156 158H157V157H156ZM191 158H192V157H191ZM218 158H216V160H217ZM225 158H226V159H225ZM138 159H139V158H138ZM147 159H148V158H147ZM150 159H151V158H150ZM153 159H155V158H153ZM153 159H152V160H153ZM158 159H159V158H158ZM219 159H221V157H220ZM252 159H251V160H252ZM155 160H156V159H155ZM166 160H167V159H166ZM186 160H187V159H186ZM190 160H191V159H190ZM229 160H230V161H229ZM140 161H142V160L140 159ZM146 161H147V160H145V162H146ZM181 161H182V160H181ZM183 161H184V160H183ZM211 161L213 162L212 159H211ZM220 161H222V160H220ZM228 161H229V162H228ZM246 161H247V160H246ZM158 162H159V161H158ZM169 162H170V161H169ZM217 162L219 163V161H217ZM237 162H239V160H238ZM247 162H248V161H247ZM258 162L256 161V163H258ZM152 163H153V162H152ZM183 163H184V162H183ZM213 163H214V162H213ZM241 163H242V162H241ZM143 164H144V163H143ZM211 164H212V163H211ZM211 164H210V165H211ZM216 164H217V163H216ZM222 164H223V163H222ZM224 164H225V163H224ZM230 164H232V165H230ZM243 164H244V163H243ZM147 165H148V164H147ZM150 165H151V163H150ZM156 165H157V164H156ZM161 165H162V164H161ZM166 165H168V164L166 163ZM187 165H188V164H187ZM212 165H213V164H212ZM240 165H241L242 167H241ZM158 166H159V164H158ZM188 166H189V165H188ZM213 166H214V165H213ZM160 167H161V166H160ZM160 167H158V168L160 169ZM162 167H163V166H162ZM175 167H176V166H175ZM220 167H221V166H220ZM260 167H261V169H260ZM143 168H144V167H143ZM156 168H157V166H156ZM158 168H157V169H158ZM164 168H165V167H164ZM167 168H168V167H167ZM176 168H178V167H176ZM226 168H227V167H226ZM230 168H231V167H230ZM152 169H154V167H153ZM210 169H211V168H210ZM219 169H220V171H223V170H221V168H218V171H219ZM228 169H229V168H228ZM232 169H233V167H232ZM144 170H145V169H144ZM177 170H178V169H177ZM207 170H208V169H207ZM225 170H227V169H225ZM229 170H230V169H229ZM136 171H137V170H136ZM153 171H154V170H153ZM164 171H165V170H164ZM218 171H217V173H218ZM143 172H144V171H143ZM165 172H167V171H165ZM174 172H175V171H174ZM179 172H180V171H179ZM230 172H231V171H230ZM141 173H142V172H141ZM150 173H151V171H150ZM175 173H176V172H175ZM225 173H227V172H225ZM144 174H145V173H144ZM139 175H140V174H139ZM148 175H149V174H148ZM223 175H222V177H223ZM256 175H258V176H256ZM262 175H263V172H262ZM167 176H168V175H167ZM167 176H166V177H167ZM169 176H170V175H169ZM178 176H179V175H178ZM263 176H264V175H263ZM148 177H149V176H148ZM152 177H153V176H151V178H152ZM210 177H211V176H210ZM178 178H179V177H178ZM218 178H219V176H218ZM259 178H260V177H259ZM263 178H264V177H263ZM169 179H170V178H169ZM219 179H220V178H219ZM234 179H235V180H240L239 183L242 182V185H240V184L238 185V184L236 183L237 181H234ZM148 180H149V179H148ZM157 180H158V178H157ZM182 180H183V179H182ZM223 180H224V178H223ZM223 180L221 179L222 182H223ZM252 180H253V182H255L254 179H252ZM252 180L249 181V182L251 183ZM259 180H260V179H257V182H258ZM262 180H263V179H262ZM144 181H145V180H144ZM153 181H154V180H153ZM253 182H252V183H253ZM257 182H255L256 185H257ZM259 182H260V181H259ZM156 183H157V181H156ZM252 183H251V184H252ZM157 184H158V183H157ZM163 184H164V183H163ZM185 184H186V183H185ZM248 184H249V183H248ZM251 184H250V185H251ZM182 185H183V184H182ZM216 185H217V184H216ZM220 185H221V184H220ZM223 185H224V184H223ZM229 185H228V188H229ZM246 185H247V184H246ZM250 185H249V186H250ZM253 185H254V184H253ZM253 185H252V186H253ZM153 186H154V185H153ZM155 186H156V185H155ZM157 186H158V185H157ZM183 186H184V185H183ZM252 186H251V187H252ZM254 186H255V185H254ZM254 186L252 187V191H253ZM258 186L261 187V189L264 188V187H262V185L259 184V185H257V188H255L253 192H255L256 189H257V190H260ZM263 186H264V184H263ZM159 187H160V186H159ZM186 187H187V186H186ZM255 187H256V186H255ZM189 188H190V187H189ZM226 188H227V187H225V189H226ZM188 190H189V189H188ZM229 190H230V188H229ZM229 190H228V191H229ZM189 191H190V190H189ZM226 191H227V190H226ZM256 192H257V191H256ZM194 193H195V192H194ZM233 193H231V194H233ZM245 193H246V194H245ZM229 194H230V191H229ZM260 194H261V192H260ZM225 195H226V194H225ZM234 195L231 196V199L235 197ZM250 195H251V194H250ZM253 195H254V194H253ZM190 196H191V195H190ZM233 196H234V197H233ZM254 196H255V195H254ZM192 197H193V196H192ZM221 197H223V196H221ZM226 197H227V196H226ZM248 197H247V198H248ZM193 198H196V196L193 197ZM249 199H250V198H248V200L246 199V201L249 202ZM256 199H257V198H256ZM192 200H195V199H192ZM232 200H233V199H232ZM251 200H253V197L251 198ZM251 200H250V201H251ZM227 201H228V199H227ZM229 201H230V199H229ZM229 201H228V204H229ZM246 201H245V202H246ZM194 202H195V201H194ZM232 202H233V201H232ZM232 202L230 201V203H232ZM261 202H262V201H261ZM195 203L197 204V202H195ZM199 203L201 204L202 202H198V204H199ZM251 203H252V202H251ZM254 203H255V202H254ZM200 204H199V205H200ZM203 204H204V203H203ZM203 204H202V205H203ZM232 204L234 205V203H232ZM246 204H247V202L245 203V205H246ZM263 204H264V203H263ZM194 205H195V204H194ZM245 205H244V206H245ZM195 206H196V205H195ZM244 206H243V208H241V209H244ZM249 206H251V205H249ZM249 206H248V207H249ZM252 206H253V205H252ZM257 206H259V205H257ZM260 206H261V205H260ZM197 207H198V206H197ZM197 207H196V208H197ZM200 208H201V210L204 209V208H202V207L200 206V207L198 208V210H200ZM249 208H250V207H249ZM249 208H248V209H249ZM208 209H209V208H208ZM231 209H232V208H231ZM234 209H235V207H234ZM248 209H247V210H248ZM253 209H254V208H253ZM198 210H197V211H198ZM204 210H205V209H204ZM206 210H207V209H206ZM261 210H262V209H261ZM195 211H196V209L194 210V212H195ZM209 211H211V210H209ZM228 211H229V210H228ZM240 211H241V210H240ZM240 211H238V212L235 211V212H236V214H237V213H240ZM244 211H245V209H244ZM194 212H193V213H194ZM199 212H200V211H199ZM211 212H212V211H211ZM245 212H246V211H245ZM200 213H201V212H200ZM212 213H213V212H212ZM212 213H211V214H212ZM230 213H231V212H230ZM241 213H243V212L241 211ZM241 213H240V214H241ZM195 214H196V212H195ZM197 214H198V213H197ZM201 215H202V214H201ZM228 215H229V214H228ZM234 215H235V214H234ZM229 216H230V215H229ZM204 217H205V216H204ZM240 218H241V217H240ZM257 218H258V217H257ZM262 218H263V216H262ZM205 219H206V218H205ZM236 219H237V218H236ZM250 219H251V218H250ZM258 219H259V218H258ZM211 220H212V219H211ZM211 220H210V221H211ZM241 220H242V219H241ZM245 220H246V219H245ZM251 220H252V219H251ZM232 221H233V220H232ZM235 221H236V220H235ZM239 221H240V219H239ZM255 221H256V219H255ZM257 221H258V220H257ZM261 221H262V220H261ZM258 222H259V221H258ZM245 223H246V222H245ZM237 224H239V223H237ZM241 224H242V223H241ZM246 225H247V224H246ZM260 225H261V223H260ZM238 226H239V225H238ZM244 226H245V225H244ZM256 226H257V225H256ZM262 226H263V225H262ZM242 227H243V226H242ZM242 227H241V228H242ZM242 230H243V229H242ZM243 231H244V230H243ZM248 231H249V230H248ZM248 231H247V232H248ZM250 231H251V230H250ZM254 232H255V231H254ZM254 232H253V233H254ZM246 234H248V233H246ZM254 234H255V233H254ZM254 234H253L252 236H254ZM259 234H260V233H259ZM263 234H264V233H263ZM250 235H251V234H250ZM257 235H258V234H257ZM251 238H252V237H251ZM254 239H255V238H254ZM257 239H258V238H257ZM259 239H260V238H259ZM121 240H122V239L120 238V241H121ZM260 240H261V239H260ZM260 240H259V241H260ZM249 241H252V240H249ZM253 244H255V242H254ZM263 245H264V243H263ZM254 247H255V245H254ZM114 249H115V248H114ZM114 251H115V250H114ZM131 251H132V250H131ZM118 252H119V251H118ZM123 252H124V251H123ZM130 253H131V252H130ZM108 254L111 255V253H108ZM110 255H108L109 257L106 256V257L108 258V261H107L108 263H107V264H121V263H123V262H121L120 260L117 262L118 259L116 260V258L111 257ZM113 255H114V253H113ZM130 255H132V254H130ZM262 256H263V254H262ZM106 257H105V258H106ZM100 258H101V257H100ZM234 258H235V257H234ZM230 259H231V258H230ZM115 260H116V261H115ZM244 260H245V259H244ZM23 261H24V260H23ZM119 262H121V263H119ZM22 264H23V263H22ZM123 264H124V263H123ZM130 264H131V263H130ZM230 264H231V263H230ZM237 264H238V263H237Z\"/></svg>", "mask_w": 264, "mask_h": 264}]
</instances>
